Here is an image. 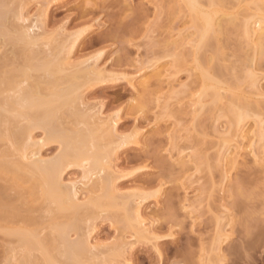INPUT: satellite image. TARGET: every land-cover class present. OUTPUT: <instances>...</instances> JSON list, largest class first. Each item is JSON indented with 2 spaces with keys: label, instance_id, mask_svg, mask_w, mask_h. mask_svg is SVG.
Returning a JSON list of instances; mask_svg holds the SVG:
<instances>
[{
  "label": "rangeland",
  "instance_id": "obj_1",
  "mask_svg": "<svg viewBox=\"0 0 264 264\" xmlns=\"http://www.w3.org/2000/svg\"><path fill=\"white\" fill-rule=\"evenodd\" d=\"M4 1H6V4L8 2V5L4 3L5 4L4 6L5 7L8 6V8L4 7L5 9L4 8L3 9L6 10L10 8L9 10H13L10 11V13L9 11H6L8 12L7 14L8 17L6 18L7 30H11L14 32L16 31L19 32L20 30L19 28H21L22 26H26L27 24H29L27 26H30V22L38 18L39 16L38 14H41L42 10L45 9L44 5H46L44 0H26V1L22 0L23 3L21 0H9V1L4 0ZM24 1L26 6L23 7L22 12L25 15V17L26 18L28 17L27 19H29V21H27L26 23L21 22L16 16L18 14V12L16 13V11L20 10L18 8H20L24 4ZM61 1L60 0L53 1L52 5L53 4L54 5L53 6L51 5V11H50L51 13L50 23L49 25L46 26V28L38 30V32L41 33L46 31L49 33L56 34L62 32L63 29L67 30L65 32L74 31L78 33L83 32L85 30L86 31L88 30V32L90 31L89 33L87 32L89 36L86 37V40L84 41L83 44V47H87V48L85 50L83 49L76 56H74L72 58V62L75 63L77 61H81L82 57L83 59H88L90 58V56L93 57V55L95 54L98 55L100 53H104L105 55L97 62L98 69L99 70L106 69L108 73L116 76L126 75L128 81L127 79H123L120 82L119 81L117 83L114 82L115 84L113 82H108L109 84L107 83L108 85L106 86V88L104 86L103 89L99 88L96 90L93 88L85 90L86 88L82 87L79 90H77L78 92H74L73 94L75 99L78 98V101L76 99L75 101L72 102V98L74 100V97H72L71 100H66V101H63V99L60 100L62 96L61 95L60 98H58L59 100L58 102H57V98H55L56 100L53 98L55 102L52 103V100L50 101L48 99L50 97H53V95L54 97H57L56 94L52 92L53 90H56L55 88L53 89V86L50 88V93L51 94L54 93V94L48 97L49 95L47 90H49V88H47L46 86V90H44L46 94L43 90H40L39 86L41 85L42 81L39 83V85H37L38 84L37 82H39L40 80H38L37 77H36L37 79L35 78L36 75H34L33 78L31 75V78H29L30 80L29 82H26L28 81V78L26 80L24 79L25 77L23 78L25 82L23 81V79L22 80L20 79L22 77L16 78V81L18 83L19 82L21 83L23 81L24 90L26 91V94L29 93L32 94V92H34V94L32 95L29 94L28 96H32V99L33 97L36 98L37 96L35 100L31 99L32 101H35V104L38 107L37 108L35 106L36 109L35 107H32L35 109V111L34 109L33 110L30 109L29 106H31V104L30 105L28 104L26 106L27 109L24 108L25 109L24 112L28 114L27 116H29V119H33L37 116L38 111L36 112V110L40 108V105H38L39 103L45 102L47 103L46 105H48V102L49 104L51 102L53 104L51 105L54 106L52 107V109L55 108V110H53L54 112L56 111L55 113L51 112L52 110H49L52 113V116L54 115L53 116L54 119L51 118L52 120H50V124L54 132L53 135L54 136L58 135V138L53 139L54 142L53 140H49V141H45L42 144L41 153L43 158L49 162L50 161L53 162V160H55L56 158L58 159L59 155H61V153H63L64 151L63 147H64V143L66 142L64 138L69 137V134L70 136L71 134L73 135L76 134L72 132V129L76 127L75 129L76 131H78L79 129L86 128L87 123H85V120L81 116L87 114L89 111L84 106L86 107L93 106L96 109L100 108L101 113L103 114L102 117L104 118H110L118 115L119 120L115 134L121 137H125V136L132 137L133 133L136 132L135 134H138L137 137H139L138 138L139 142L138 144H132V145L129 144L126 149L123 148L119 149L117 153L115 152L114 155L109 160L112 161V163L110 162L109 163L111 164L112 167H115L117 174L118 175L121 174V178H119L118 181L116 180L114 182V186L115 187L117 186L114 190L115 192L114 195L117 194L115 197L118 196L116 198V202L121 201L119 200L120 197L122 198L128 197L129 195L135 196L134 198L136 199L137 198H141L143 200L145 199L146 201L145 200L143 201L141 207L143 219H144L143 221L147 225L146 227H149L148 229L151 228L150 229V231L152 230L151 236L154 237L155 239L157 238L156 240L153 238L152 240H148V241L142 240L140 243L139 242L136 243L135 248L133 250L132 262L130 264H186V263L189 264L188 262L191 261H192L191 264L194 263L206 264L208 262V257H209L208 247H211L210 245H212L213 242L211 241L212 237L213 236L215 237L216 234L215 232L217 231L215 230L217 229V227L214 226H218V228L220 227L222 234H224V236L222 237L223 244L221 246L223 252L222 254L224 256L226 255V258L228 259V261H230V263L228 261H224V262L221 261L222 263H220L218 259H216L217 261L213 260V263L224 264L225 262H227L228 264H253V262L251 261L253 259L256 260V257L257 259L260 260V258L262 257V256L260 257V255L262 254L264 248L262 249V251H260L261 248L258 251L257 247L260 245L259 243L261 242H258V244H256V233L261 227H264L263 226L264 225L263 223L264 222V178H263L264 177V172H263L264 140L262 141V138H264V133H263L264 131V56H263L264 52H262L261 56L260 54L255 55L256 51L255 52L253 51L255 54L253 52L251 53L249 49L251 47L248 48L246 47V45H243L241 50H237L239 44H237L238 39L236 36H231L229 38L226 35H220L219 39L221 41V45H223V52H224L223 53L224 55L222 54L223 56H221L220 58L221 60L225 58L224 61L220 60V64L223 65V67L226 66L224 69L227 68L226 70H228L225 71L226 75L224 74L226 77L223 76L222 78V80L224 78L226 79V80L224 79L226 83H224V80L222 81V83L224 84V86H226V84L228 83L231 84L232 86L234 85L235 87L233 86V89L230 91H227L226 89L222 91L221 94L222 96L224 95L223 96L224 98L221 97L220 104L219 103L218 105L216 104L215 108L212 107L211 99L208 100L209 97L205 98L204 99V101L206 100L205 104L209 105L208 110L212 107V109L213 110L215 109V111L213 112V110L211 109L212 112L214 113L213 114L212 112H210L211 110L208 111L206 110L207 109L206 108L204 110V113H198L197 118L200 116L202 117L198 119L196 118L198 120L197 122L194 121L196 119L192 118L195 117V115H197L196 114L197 112L194 114V116H192L193 114L190 115L189 113L190 108L188 109L187 107L188 104L191 103L189 101H191L194 97L199 96V93L202 91V89H204L203 86L201 87V85L199 84L198 82L199 80L195 78L196 74L191 72L193 76L191 73L189 75V72L183 69L185 67H183L182 69L180 68L179 73L176 76V81H175L176 83L173 82L172 85H169L168 84L169 81L167 77L168 75H170V73H172V75L174 73V72H170L174 70L172 69L171 66L172 64L171 58L170 59L164 58L163 60L159 61L158 64L156 63V65L154 67L152 66L151 68L150 67L145 68L146 65L142 67L141 64V63L145 64V61H148L151 57L153 58V54L151 52L152 50L157 51L160 49L161 51L163 47L166 48L168 46L167 44H165L166 46L162 45L165 43V41L168 42V44L170 43L169 45L173 47L174 43L172 42H175L177 39H179L178 37L179 33H183L184 37H186V34L190 35L189 33L191 32L193 33L194 29L192 28L191 23H189L190 21L188 20L189 19L188 11L185 8L182 7L183 8L182 9L181 7L178 8L177 6H174L173 8L174 10L173 9L170 10L173 11V13L169 12L168 9L172 7V4L171 7L170 5L166 6V4L167 3L169 4L170 0L169 1L160 0L161 2L159 1L157 3L158 8L154 3L156 0H61ZM179 1L173 0L174 4H179ZM201 1H202L201 3L202 7L204 5L203 8L207 9L208 6L206 5V2L208 0H201ZM209 1L210 2L213 1L212 3L214 6L212 7V10L218 9L216 10L218 16H221L220 14H224V12L235 13L236 11L241 14H244V12H246L245 10H247L248 12V8L250 7L252 11L256 10V12H258L256 13V18H258L260 13L264 14V0H209ZM56 2H58L59 5L58 3L56 4ZM162 2L164 3L165 7L164 6L159 7V5L160 6L163 5ZM253 3L256 4L254 5ZM27 4L29 5L27 6ZM254 6L256 8H254ZM166 7L168 8L167 11H166ZM138 8H140V10H144L143 13L147 12L144 14L146 16V19L144 17L146 21L144 20L143 21L144 23L142 22L143 29L142 28L139 29L141 31L138 30L139 32L135 33L134 35L120 34L119 25L123 22V20H124L123 23H130V21L132 20L131 16L134 17L135 11H138ZM87 9L88 11L92 10L94 13L93 12L90 14L86 13L85 15H83L84 10ZM16 18L18 20H16ZM75 25L76 27H74ZM90 27H92L93 29ZM0 39H1L0 40L1 54L2 52L6 53L7 51L12 49L11 45L5 44V41L2 39L1 35H0ZM182 49H184L185 51V46H183V48L181 46L179 51H176V53H181ZM262 51H264V49ZM1 54L0 56L2 57L3 55ZM206 54L209 56V58H211L212 54L210 53V51H206ZM121 59H125V60L127 59L129 61L128 65L117 67V65L114 64L115 63L114 61L115 60L118 61ZM20 60L23 64L22 61L23 59ZM16 61L17 64H20L18 59ZM20 66L22 65L20 64ZM158 75H161V79H160L161 81L157 80L156 76ZM250 75H254L253 76L254 79L250 78L252 77ZM35 79L38 80L36 81V83H34ZM129 80H132V84L135 87L131 86ZM253 80L256 81H254L253 83ZM28 83H32V84L34 83V84L28 85ZM146 84L148 86L150 85V87H148V89L149 88L151 89V90L149 89V91H152L151 93L148 91L150 95L146 93L144 90V86ZM41 86H42L41 88H43V85ZM68 86L66 85L65 87H63V85H60L58 89L66 90V87ZM171 86L173 88H171ZM29 87L31 88L34 87V89L36 88L35 90H39V91L29 92L30 90ZM82 89L83 91H80ZM190 90L195 95L194 97L190 98L188 96L191 93ZM41 91H43L44 93L42 94ZM175 91L177 92L172 93ZM1 92H0V97H1L0 99L2 100L5 97V95H7L6 93L7 92L9 93V91L3 94L4 97L1 96ZM233 92L235 98L237 95H239L240 97L242 95L243 97L245 96V98H243V101L244 100L248 102L250 101V103H248V107L251 106V108L244 109V107L245 108L247 107L245 106L247 102L245 103L241 101L240 99L242 98L240 97H238L240 99L237 98L235 99L233 97ZM73 95L72 94L68 95V98ZM200 95H206V94L203 93L202 91ZM46 96L48 99L46 98ZM62 97H64L65 100L66 97L64 95ZM79 98L82 99L83 104H81L80 102L81 100H79ZM167 98L169 99V101ZM231 99L236 101L239 100L240 102H242V105H244V107L241 106L243 110L249 109V111H251L252 114L248 111L251 117L248 118L246 121L244 120V122L241 123L242 124L241 126L242 128L245 127L243 131L247 130L249 131V133L251 134L253 133V135L255 134L256 136L255 138V136H252L251 134L248 133L249 134L248 138L250 136L254 138L250 137V139H248L249 141L245 139L244 142L242 143V148L244 150L245 149L244 145L247 146L248 143L250 144V140L252 138L253 141H251V144L252 145L255 144L254 146L256 148V150L254 148L255 151L252 150V152L254 151L253 152L254 154L256 152V155H254L253 153H252L253 155L251 154L250 149H252L253 146L251 148L247 146L248 148L246 147L245 149L246 151H243L242 153L241 152L238 153L237 150V153L240 156H238L239 157L237 163L238 165L236 164L237 167L234 165V168L233 166L231 168V165L229 164L227 165V163L223 161V157L221 155L222 153H224L225 150H228L229 148L232 147L230 146V144L231 145L235 144L234 142H233L234 144L231 143L232 139H234L233 134L235 129H234V125L232 124V122L230 123V119H229L230 117L231 119H233L232 117L235 115L234 112L230 109L231 107L229 108L227 106ZM47 100L48 102H46ZM159 100H160L159 102L160 105L157 104ZM177 101L180 102L178 103ZM164 102H166V104ZM223 102L225 104H223ZM232 102L234 105L235 101ZM50 106H47V108H49ZM163 106L164 108L162 109L161 107ZM226 107L227 110H229V113L231 112L230 114H228V112L225 110ZM252 107L258 108V110L257 109L253 110ZM239 108L240 106L239 107L237 106L238 110ZM242 108H240L239 111H241ZM216 110L218 112H216ZM89 113L92 114V112ZM211 113L213 115H211ZM41 114L42 113H38V116ZM56 114L58 115L57 117ZM72 114L79 115L80 117L78 119V122H80L79 124L78 122H76V120H74L75 118L74 116H72ZM25 120L26 119H24V117H22V119L20 117L15 118L12 122L13 124L11 125V130L12 127L14 128L13 130H15L17 128L15 126L18 125V127H20L24 123L26 124L27 122H25ZM3 127H4V123H3ZM3 127L2 126L0 127L1 133ZM106 128L107 127L105 126V129ZM195 131L197 134L195 133ZM189 133L191 134L192 138L190 137ZM33 134L35 136L34 137L35 140L37 141H43L45 139L47 140L48 138L45 134V130L42 128L36 129ZM103 134L105 135V133H102L101 135L103 136ZM261 134H263L262 137ZM239 135H241V133H238V136ZM238 136L235 135V138L237 137L238 139ZM188 138H191L192 142ZM229 138L231 141L229 140ZM1 139L2 138H0V149H1L0 155L4 154L5 156V154L8 153V151L5 150L6 142L3 141V139L2 140ZM72 139L74 140V136ZM240 139L241 138L238 139V142H240L239 141ZM55 140L58 141L55 142ZM206 140L207 142H205ZM234 141H236V139H234ZM246 141L248 143H246ZM173 144L174 147L172 146ZM239 144H241V142ZM176 147L178 148L174 149ZM233 148L231 149L233 150ZM2 150L4 152L1 153ZM178 151H180V154L178 153ZM176 153L179 155H177ZM195 155L198 158H201L200 163H202V166H200L198 169L197 168L195 169V165H193L194 162L192 159H191L192 164L190 162L191 161L190 158H192V156L194 157L193 159L196 160L197 157ZM219 155L222 158L219 157ZM217 156L219 158H217ZM8 158L6 160L11 161L12 159V161L13 160L17 161L12 157L9 159ZM254 158H256V160ZM72 160L74 161V159ZM219 160L220 162L221 161L223 162L222 163L218 162L217 164V161ZM72 167L73 166L65 169V171L63 172L62 177L65 181L64 184L68 185L70 183H74V184L76 183L75 186L78 188L77 203H80L79 204L80 206H83L81 204L84 203V207H85V204L87 206V203L91 201V199H88V197H90L91 195L84 188V186H82V178H83L82 170L76 166H74L73 168ZM167 167L168 168L172 167V168L171 169L169 168L170 170H168ZM251 168L252 171L253 170L254 172L256 171L255 172L256 174L250 171ZM251 172H252L251 177H253L254 174L257 176V177L255 176L256 179L253 178L254 180H257L256 183L253 184L254 188L252 187L253 185L251 186L247 185L249 187H247L246 185H241L242 183L239 182L241 176L242 178L243 176L247 177L248 173ZM7 173L8 171L5 173L3 170L1 174L0 171V177H2L0 178V191H1L0 201H2L5 205L6 204L8 205V206L6 205L7 207L6 206L3 207H6L7 209L10 208L11 210L15 208L17 211L13 209L14 211L12 210L11 212L20 214V216L24 217V220L27 221L29 224L33 222L28 221V218L33 219V221L37 223L35 224L34 222L35 226L33 224H31V226L30 225L27 226L28 223L25 222L23 218L21 220H23L25 223L24 222L21 223L20 220H15L14 222H10V223L8 222L5 223V221H0V264H5L4 263V261H6L4 255L5 250L9 249L10 247L11 248L14 247V245L16 244L15 238L7 236L8 235L7 232H4L5 228H7L6 229L7 231V230H11V228L13 229L16 228L19 230V228H21L22 226L25 227L26 229L27 227H29L28 230L29 229L36 230L38 234L41 233L39 235L40 237L44 236L46 238L47 236L49 237L52 236L51 234L53 231L51 227L52 225L62 224L63 221L64 223L67 222V218L59 219L57 222L56 220H54L55 218L56 219L59 218L58 217L59 215L62 216V214H59L57 212L59 214L58 215L55 211L57 209H55V206L52 205L49 201L43 202L42 198L39 199L40 193H37V191H35V194L34 193L30 194L31 187L33 185L32 182H25L19 178L15 180L14 178H16V176L14 177V174L11 175L9 172L10 175H6ZM237 183L238 184L241 183V184L238 185ZM160 186L162 188V191L159 194L158 193L154 194V191ZM234 187L235 189L237 188L236 189L237 192L242 191L244 193H235L236 195H233L235 191ZM244 188L245 189L247 188L249 191L247 189L244 190ZM223 189L225 190V192ZM252 191L256 193V196L255 194H253ZM250 192L252 193L248 194ZM98 194L100 195V193L98 192L93 196L94 197L95 195L98 196ZM243 194H245L244 197L242 196ZM106 198L107 197L99 198L100 199L99 204H101L103 201L104 204V205L102 204L103 207L104 206L106 207L105 204L109 205V202L114 203L113 200ZM99 199L95 198V201L99 202ZM237 200L243 202V203L241 202V205L243 204L242 206L244 209L239 210L238 208L239 211L236 210L235 203H240ZM247 201L249 202V204ZM8 202L10 203L8 204ZM244 204L246 206H244ZM36 206L41 208L39 209ZM91 207L93 208V206ZM103 207L100 208V210L101 209L104 210ZM107 207L105 208L106 210H110L111 208L109 212H111L112 210L113 211L115 210L116 212L118 208L120 209L119 206L118 207L116 206V208L109 207V209ZM85 209L83 210L84 212L88 210V207L87 210ZM80 211L81 214L84 213L82 212V210ZM120 211L123 212L122 210ZM70 212L68 214H70ZM119 212H118L119 215L115 213L117 215L112 214V217L118 216L117 218H119V220L121 218V220L123 221V218L125 217H122L123 215L121 214L123 213L121 212L119 213ZM55 214H57V217H55ZM72 215L69 217L74 218ZM103 216H104L103 218L101 217L95 220L96 222L94 226V231L90 233L89 237L84 234V231H82L83 235L81 236L75 235L74 232L70 234V241H75V242L80 240L85 241L86 237H88L87 242L89 243L88 246L90 247L87 246V249L85 248L86 250L84 249L85 251L83 250L81 252L82 264H88V263L90 264L92 262H95V260L98 262L100 258L107 257L109 252L110 253L114 252V250L118 252L120 247L117 248V246H122L123 242L125 243L126 241V243H128L130 241H133L132 238L133 231H131L130 229H125L124 227L125 225L122 224V221L120 222L116 218H110V215L104 214ZM173 216L174 218L176 216V220L173 218ZM42 217L43 218L45 217L44 218L45 220ZM251 217L252 219H250ZM169 218L170 219L173 218L175 221L173 219H171L170 221ZM84 220L85 219L83 218L82 221L84 222ZM83 222L81 224L85 225L86 222L84 223ZM171 232L173 235H170ZM49 237H47L48 239L46 238L47 240H49V243H54L53 242L54 239H52L53 237H51V240ZM260 239H262V237ZM154 241H156V243ZM49 243L46 244L48 245ZM152 243L156 245H153ZM250 244L257 247L256 248L255 247L253 248V246L252 247L250 246L249 248L246 247ZM51 245L53 246V244ZM263 245L264 242L262 245H260V247H262ZM55 246L57 247V245L53 246L54 249H52V247L49 246L48 248L51 249L52 254L51 253L50 254L52 255V257H54L59 262L61 256L58 254L59 250H55L57 249L55 248ZM243 246L245 247L243 248ZM54 250L55 252H53ZM246 251H248V253ZM105 252L106 254H104ZM39 253H40L39 251L38 253L37 251L36 253H34L33 257L35 255L37 256L36 258L34 257L35 259H32L35 260L33 261V263L37 261L36 262L37 264H45L44 262L45 260L43 259L44 254L43 253L39 254ZM248 254L250 256H253V259L249 260ZM85 255L87 258L85 257ZM126 255H128V253ZM95 256H97V259ZM187 257H190L191 261H189V258ZM84 259L85 261H83ZM205 259L207 260L205 261ZM247 259L250 262L247 261ZM64 260L61 259V262H63ZM200 261L201 263H199ZM68 262L69 264H75L74 261L69 259L65 261V264H68ZM209 263L210 262H208L207 264Z\"/></svg>",
  "mask_w": 264,
  "mask_h": 264
},
{
  "label": "bare ground",
  "instance_id": "obj_2",
  "mask_svg": "<svg viewBox=\"0 0 264 264\" xmlns=\"http://www.w3.org/2000/svg\"><path fill=\"white\" fill-rule=\"evenodd\" d=\"M7 1H9V0H7ZM25 1H24V4L20 8H18L20 10L16 11V13L18 12V14L16 15L17 18L23 23L24 22L26 23L27 21H29V19H27L28 17L26 18L22 12L23 7L26 6ZM44 1L46 3V5H44L45 9L42 10L41 14H38L39 15L38 18L36 20L31 19L32 21L30 22V26H27L29 24H27L26 26H22L21 28H19L20 29L19 32L7 30L6 18L8 17V15H7L8 12H6V11H9V13H10V11H13V10H9L10 8L4 10L5 8H8V6H6V7L4 6L6 4V1H4V0L0 1V35L2 36V39L5 41V44L12 46V49L9 51L6 50L7 51L6 53H3V52H2V54L0 53L1 55H3L2 57L0 56V92L3 91V92H1V96H3L4 93L9 91V93L8 92L6 93L7 95H5V97L3 96L4 98L2 97L3 98L2 100L0 99V125L3 127V123H4V127L2 128L3 129L2 133L0 130V138H2L3 141L6 142L5 143V150L8 151V153H6L7 155L6 154H5V156H4V154L0 155V171H1V174H2L3 170L5 173L8 171V173L6 175L14 174V177L16 176V178L13 177L15 180L19 178L25 182H32L33 185L31 187L30 194H32V193L35 194V191H37V193H40L39 194L40 197L38 195L39 199L42 198L43 202L49 201L52 205L55 206V209H57V210H55L56 213L58 212L59 214H62V216H61L57 213L59 215L58 216L59 218H57V219L55 218L54 220H56V222H57L59 219H66L67 218V222L65 221L66 223H64L63 220H60V221H63L62 224L53 223L55 225L51 226L52 230H53L51 233L52 236H50V237L47 236V237H49L50 240H51V237H53L52 239H54L53 240L54 243H49V240H47L48 239L47 237H46L47 239L44 236H43L44 238L42 236H41L42 237L41 238L39 236L41 233L38 234V232L36 230H31V229L28 230L29 227H27V229H26L25 227L22 226L23 228L21 227V228H19V230L16 228H14V229L11 228V230H7V231H6L7 228H5V230L2 228L4 230V232H7V234H8L7 236L14 237L15 241H16V244L14 245V247H12V248L10 247L9 249L5 250L4 255H5L6 261H4V263L5 264H35L37 261L35 263H33V261H35V260H32V259H35L37 255L34 256L35 258L33 257V255H34V253H36V251H37V253L39 251L40 253L44 254L43 259L45 261L44 260L43 261L45 262V264H65V261H67V259L74 261L75 264H82L81 263V261H82L81 260V252L85 248L87 249V246L89 244L87 242V239H88L90 233L92 231H94V226H95V222H96L95 220H97L98 218H101V217L103 218L104 214L110 215V218H116L119 220V218H117L118 216L112 217V214H115V213L118 214V212L120 210H122L123 212L120 211L121 213H123L121 215H123L122 217H125V218H123V221L120 218L119 221L120 222L122 221V224L125 225L124 226L125 229H130L131 231H133V235H132L133 241H130V242L127 241L128 243H126V241H125V243L123 242L122 246H117V248L120 247V249H121V250L119 249L120 251L118 250V252H116L114 250V252H111V253L109 252L107 257H105V258L102 257L99 259L98 262L95 260V262H92L90 264H130L132 262L133 250L135 248L136 243H138V242L140 243L142 240H146V241L152 240L154 237L151 236V232H152V230L150 231L151 228L148 229L149 227H146L147 225L143 221L144 219H143L141 207H142V203L145 199L144 200L141 198L136 199V198H134L135 196H133V195H129L128 197H123L126 199H123L122 197L119 196L120 197L119 200H121V201L118 200L119 202H116V198L118 196L115 197L117 194L114 195V193H115L114 190L117 187V186L116 187L114 186V182L116 180L118 181V179L121 178V174H119V175L117 174L115 167H112L110 164V163H112V161H109V160L111 159V157L114 155L115 152L117 153V151L119 149H122V148L126 149L129 144H131V145L132 144H138V142H139L138 141L139 137H137L138 134H135L136 133L135 132V133H133L132 137H130V136L121 137V136L115 134V132L117 130V126H118V120H119L118 115L110 117V118H104V117H102L103 114L101 113L100 108L96 109L95 107H93V106L90 107L88 105L89 107H86V106H84V107L87 108V110L89 112H92V114H90L88 112L89 114L87 113V114L82 115V116L80 115L85 120V123H87L86 128L79 129V130L77 129L78 131H76V129H75L76 127H75L74 129H72V132L76 133L75 135L71 134L72 137L70 136V134H69V137L65 136L68 139L64 138L66 141L64 143V147H63L64 151H63V153H61V155H59V158L58 159L56 158L57 160L52 159L53 162L52 161L49 162L43 158L42 153H41L42 144L45 141H49V140H53V139L58 138V135H56L57 137L53 135L54 132H53V130L51 128V124H50V120L54 119L53 118L54 115L52 116L51 112H54L53 110H55V108L52 109V107H54V106H52L53 105L52 103L55 102V100H56L55 98H57V102H58L59 101L58 98H60L61 95L62 96L64 95L66 97L65 100H64V97H62V96H61L60 100H62V99H63V101L71 100V98L74 97V95H73L74 92H78L77 90H79L82 87H85L86 88L85 90H88L91 88H93L95 90L99 89V88L103 89L104 86L106 88V86L109 84L108 82H113V83L116 82L117 83L118 81L120 82L123 79H127V81H128V78L126 75H123V76L117 75L116 76V75L108 73L106 69H100V70L98 69L97 62L105 55L104 53H100L98 55L95 54L97 56L93 55V57L90 56V58H88V59H83V57H82L81 61H77L75 63L72 62V58L74 56H76L83 49L85 50L87 48V47H83V44H84V41L86 40V37L89 36L88 33L90 31L88 32V30L87 31L85 30L83 32L78 33V32H74V31L73 32H71V31L65 32L67 30L63 29L62 32L56 33V34L55 33L54 34L49 33L46 31L41 32V33L38 32V30L46 28V26L49 25L50 18H51L50 11H51V5H52L54 0H44ZM159 1L160 0H156L154 2L156 7L158 6L157 3ZM161 1H163V0H161ZM200 1L201 0H180L179 4H174L173 0H170L169 4L167 3L166 6L170 5V7H171V4H172V7L169 9L166 7V11L168 9L169 12L173 13V11H170V10L173 9L174 6H177L178 8H180V7L185 8L188 11V16H189L188 17L189 19L188 18L187 19L190 21L189 23H191L192 28L194 29L193 33L192 32H191L192 34L189 33L190 35L186 34V37L183 36V33H179V35H178L179 39H177L176 41L174 40L175 42H172V43H174L173 44L174 48L171 45H169L170 43L168 44V42L165 41V43L162 45L167 44L169 47L167 46L166 48H164L163 46H161V47H163V49L161 51H160V49L159 50L156 49L157 51H155V50L151 51L150 50L153 54V58L151 57L152 55L150 54L151 58L149 57L150 59L148 58L149 60L147 59L148 61H145V64H143L139 61L142 64V67L146 65L145 68H147V67L151 68L152 66L154 67L156 65V63L158 64L159 61L163 60L164 58L165 59L171 58L172 59L171 60V63H172L171 66H172V69H174V70L170 71V72H174V73H173V75H172V73H170V75H168V77H167V79L169 81V83H168L169 85H172V83L176 81V76L179 73L180 68L182 69L183 67H185L183 69L187 70L189 72V75L191 72L196 74L195 78L199 80L198 82L201 85V87L203 86L204 89H202V91L206 95H200V93L202 92L201 91L199 93V96L194 97L195 95L190 90L191 93L188 96L190 98L191 97H194V98L191 101H189L191 103H189L187 107H188V109L190 108V111H189L190 115L193 114L192 116H194V114L197 112L196 113L197 115H195V117L191 116L194 119L197 118L198 113H204V110L206 108H207L206 110H208L209 105L205 104V101H206V100L204 101L205 98L209 97L208 100L211 99L212 107L215 108L216 104L217 105H218V103L220 104L221 97L224 98L223 97L224 95L222 96V94H221L222 91L225 89L227 91H230L233 89V86H234V85L232 86L231 84H228V83L226 84V86H224V84L222 83V81L225 79L224 78L222 80L223 76L226 75L225 71H228V70H226L227 68L224 69L226 66L223 67V65L220 64V60H221L220 57L224 55L223 54L224 53L223 52V45H221V41L219 39L220 35H226L229 38L231 36H236L238 39L237 44H239L237 47L238 48L237 50H241L243 45H246V47H248V48L251 47V48H249L251 53L253 51L254 52L256 51V54L253 52L255 55L260 54V56H261L262 52H264V51H262L264 49V14L263 13L259 12L260 14H259L258 18H256V13H258V12H256V10L252 11L250 9L251 8L250 7V8H248V12H247V10H245L246 12H244V14H241V13L236 11L235 12L236 14L233 12H227V13L224 12V14H220L221 16H218L217 11H216L218 9L212 10V7L214 6L212 3L213 1L210 2L208 0L209 2L208 1L206 2V5L208 6L207 9L210 8L211 10L210 9L207 10L206 8H203L204 5L202 7V4H201L202 1L201 2ZM1 2H2V4H1ZM254 2H256V1H254ZM22 3H23V1H22ZM57 3L58 2H56V4ZM253 4L255 5L256 3H253ZM6 5H8V2ZM28 5L29 4H27V6ZM58 5H59V3H58ZM89 6H90V4H89ZM163 6L165 7L164 3L162 6L159 5V7H163ZM54 7H56V6H54ZM254 8H256V7L254 6ZM139 10H140V8H138V11H135L134 17L131 16L132 20L130 21V23H123L124 20L122 23L119 22V23H121L119 25L120 26V31H119L120 34H124V35L133 34L134 35L135 33L141 31L139 29L142 28V24L144 23L143 21L146 19V16L144 14L147 12L143 13L144 10H140V11ZM92 12H93L92 10L88 11V9H87V10H84L83 15H85L86 13L90 14ZM144 17H145V19H144ZM13 18H14V16H13ZM17 18H16V20H18ZM8 20H10V19H8ZM31 23H32V25H31ZM20 24H17V25H20ZM22 25H24V24H22ZM74 27H76V25ZM90 28H92V27H90ZM118 28H117V30H118ZM117 34H119V33H117ZM181 46H182V48H183V46H185V51H184V49H182L181 53H176V51H179ZM7 47H9V46H7ZM170 47H172L174 50ZM206 51H210V53L212 54L211 58H209V56L206 54ZM124 55H126V54H124ZM127 55H128V53H127ZM252 56H253V54H252ZM17 59H18V61L20 59H23L22 60L23 64H22L21 60L19 61L22 66H20V64H17V61H16ZM224 59H222L221 61H224ZM114 62H115L114 64H116L117 67H122V66L128 65L129 61L127 59L126 60L121 59L118 61L115 60ZM114 64H113V67H114ZM133 65H134V63H133ZM31 75H32V78L34 75H36L35 78L37 77L38 80H40L39 82H37L38 83L37 85H39V83L42 81L41 85H43V88H41L42 87L41 85L39 86L40 88L38 87L40 90H43V91L46 90V86H47V88H49V90H47L48 95H49L48 97L52 96L54 93L57 96V97H54V95H53V97H50L49 99L46 96V98L48 100H50V101L52 100V103L50 102V104H49L48 100L46 101V102H48V105H46L47 103H45V102L39 103L38 105H40V108L38 110H36V112L38 111V113H42V114L38 116V113H37V116L35 115L36 116L35 118L32 117L33 119H29V116H27L28 114H26L24 112L25 109H27L26 106L28 104L29 105L31 104V106H29V107L32 110L34 109L32 107L36 106L35 101H32V100H35L37 98V96H36V98L33 97V99H32V96H28L30 93L26 94V91L24 90L23 81H24V79L27 80V78H28V81H26V82H29L30 81L29 78H31ZM192 76H193V74H192ZM250 76H252L250 78H253L254 75H250ZM20 77H22V78H20ZM16 78H20L21 80L23 78L24 79L21 83L20 82L18 83L16 81ZM156 78L158 81H161L160 80L161 75L156 76ZM36 79L34 80V83H36V81H38ZM225 80H224V83H226ZM254 81H256V80H253V83H254ZM31 82H33V81H31ZM129 83L131 84L132 87H135L132 84V80H129ZM29 84L33 85L32 83H28V85ZM44 84H45V86H44ZM60 85H63V87H65L66 85L67 86L69 85V86L66 87V90L65 89L62 90V89H58ZM146 85L145 86L143 85L144 90L146 93L149 94V92L151 93L152 91H149L150 88L148 89V87H150V85L149 86L148 85L146 86ZM34 86H36V85H34ZM52 86H53V89L55 88L56 90L52 89L53 90L52 92H54V93L51 94L50 88ZM158 86H160V85H158ZM26 87H28V86H26ZM44 87H45V89H44ZM29 88H30L29 92L30 91H35V92L39 91V90H35L36 88L34 89V87L33 88L29 87ZM171 88H173V87L171 86ZM85 90H84V92H85ZM43 91H41L42 94L45 92V91L44 92ZM80 91H83V89ZM159 92H160V90H159ZM176 92L177 91L172 92V93H176ZM32 94H34V92H32ZM32 94H30V95H32ZM45 94H46V92H45ZM70 94H72L73 96H70L68 98V95H70ZM58 95H59V97H58ZM80 96H81V94H80ZM233 97H234V92H233ZM238 97H240V96L237 95L236 96L237 99L242 98V99H240L241 101H243V98H245V96L243 97V95L240 98H238ZM53 98L55 100H53ZM234 98H232V99H234ZM41 99H42V97H41ZM76 99L78 101V98H76ZM76 99H75V97H74V100L72 98V102L75 101ZM171 99H172V97H171ZM246 99H248V98H246ZM79 100H81L80 102H81V104H83L82 99L79 98ZM231 100L227 106L229 108L231 107L230 109L234 112L235 116L232 117L233 119H231V117L230 118L228 117V118L230 119V123L232 122V124L234 125L235 130H234L233 137H234V139H236V141H234V139H232L231 143L234 142L235 144L234 143H233L234 145L230 144V146H232L231 148H233V146H234L233 150L231 148H229L228 150H225L226 152L224 151V153H222L221 155L223 157V161H225L227 163V165L228 164L231 165V168H232V166L234 168V165L236 167L238 165L237 164L238 159H239L238 156H240L238 153H240V152L242 153L243 151H246L245 149L247 146L249 148H251L253 146V148L250 149L251 154H252L256 150V148L254 146L255 144L254 145L251 144V141H253L252 138H254L252 136H255V134L253 135V133L251 134L247 130L243 131V129L245 127L242 128V126H241L242 125L241 123H243L244 120L246 121L248 118L251 117L250 116L251 111H249V109L243 110L242 107H244V105H242V102H240L239 100L238 101L232 100V101H235L234 103L236 105L235 104L233 105V102ZM168 101H169V99H168ZM159 102H160V100L158 101L157 104L160 105ZM237 102H240L241 104L237 103ZM243 102H245V103L247 102L245 104V106H247V107L246 108L244 107V109L251 108V106L248 107V103H250V101L248 102V101L244 100ZM251 102H252V99H251ZM32 103H34L35 105ZM164 103L166 104V102H164ZM213 103H214V106H213ZM223 104H225V103L223 102ZM54 105H55V103H54ZM232 105H233V107H232ZM47 106H50V107L47 108ZM237 106L238 107L240 106V108H242L241 111H239L240 108H239V110L237 109ZM36 107H35V109H36ZM212 107L209 110H211ZM20 108L22 109V111ZM161 108L163 109L164 106ZM19 109L21 112L19 111ZM35 109H34V111H35ZM254 109L258 110V108H253V110ZM49 110H52V111L50 112ZM212 110L210 112H212ZM225 110L228 112V114L231 113V112L229 113V110H227V107ZM164 111H165V109H164ZM214 111H215V109L213 110V112ZM226 111H225V113H226ZM210 112H207V113H210ZM216 112H218V111L216 110ZM219 112H220V110H219ZM212 113H211V115L214 114V113L213 114ZM57 116L58 115L56 114V117ZM72 116H74V118H75L74 120H76V122H78V119L80 118L79 115H75V114L73 115L72 114ZM18 117H20L21 119H22V117H24V119L27 120V121L25 120V122H27V123L26 124L24 123L25 124V125L23 124L24 126L23 125H21L20 127H18V125L15 126V127H17L15 130H13L14 128L12 127V130H11V125L13 124L12 123L13 120L15 118H18ZM201 117L202 116H200L198 118H201ZM197 119L194 121L198 122ZM199 121H201V120H199ZM5 123H6V125H5ZM79 123L80 122H78V124ZM79 126H78V128H79ZM105 126L107 127L106 129H105ZM4 128H5V130H4ZM41 128L45 130V134L48 138H47V140L45 139L43 141H37V140H35V138H34L35 136L33 133L36 129H41ZM73 130H75V131H73ZM65 131H67V130H65ZM230 132H231V130H230ZM102 133H105V135L103 134L104 137L101 135ZM195 133H196V131H195ZM238 133H241V135L238 136ZM248 133L252 135V136H250L252 138L250 140V144L246 141V143H248V145L247 146L244 145L245 149L243 150L242 143L244 142L245 139H247V140L250 139V137L248 138V136H249ZM263 133H264V131H263ZM131 135H132V133H131ZM235 135L238 136V139L241 138L239 140L241 142V144H239L240 142H238L237 137L235 138ZM262 135L263 134H261V137H262ZM73 136H74V140L72 139ZM190 137H191V134H190ZM191 138H188V139L191 140V142H192ZM255 138H256V136H255ZM69 139H72V140H69ZM229 140H230V138H229ZM263 140H264V138H262V141ZM56 141H58V140H55V142ZM53 142H54V140H53ZM205 142H207V140ZM172 146L174 147V144ZM177 148L178 147H176L174 149H177ZM254 148H255V150H254ZM237 150H238V153H237ZM252 150H254V151L252 152ZM2 152H4V151L2 150L1 153ZM178 153L180 154V151H178ZM179 154H177V155H179ZM254 155H256V152ZM10 156L12 158L16 159L17 161H15V160L12 161V159H11V161L6 160L8 157L11 158ZM219 157H221V156L219 155ZM219 157L217 156V158H219ZM253 157H256V156H253ZM193 158L194 157L192 156V158H190V160L191 159L193 160V162H194L193 165H195V169L196 168L198 169L200 166H202V163H200L201 158L197 157L196 158L197 162ZM72 159H74V161ZM254 159L256 160V158H254ZM192 160L190 161L191 164H192ZM223 161L220 162V160H219V161H217V164H218V162L222 163ZM220 163H219V166H220ZM193 165H192V167H193ZM71 166H73V167L76 166V167L80 168L83 172L82 186H84V188L91 195L90 197H88V199H91V201L89 200L90 202L87 203V206L85 204L86 209L84 207V203L81 204L83 206H80L79 205L80 203H77L78 202L77 201L78 188L75 186L76 183L75 184L70 183L68 185L64 184L65 181L62 177L63 172L65 171V169L70 168ZM236 167H235V169H236ZM169 168H168V170H170L172 167L170 169ZM260 170H262V169H260ZM250 171H252V168L250 169ZM9 172H10V174H9ZM164 172H165V170H164ZM252 172H254V170ZM252 172L248 173L247 177L243 176V178H242V176H241L242 179L239 177L241 180V181L239 180V182L242 183V184L241 183H239V184L246 185V186L247 185L251 186V185L255 184L257 180H254L253 178H255V176H256L255 175L256 171L254 172L255 174L253 173L254 174L253 177H251ZM263 172H264V169H263ZM263 172H261V173H263ZM185 175H187V174H185ZM261 175H263V174H261ZM0 178H2V177H0ZM249 186H247V187H249ZM252 187L254 188V185ZM236 189L234 187L235 191H234L233 195H236L235 193H244L242 191L240 192L239 190H238L239 192H237ZM246 189L244 188V190H246ZM161 191H162V188L160 186L154 191V194H157V193L159 194ZM15 192H18V191H15ZM98 192L100 193V195L98 194V196L95 195V197H94L93 195L97 194ZM224 192H225V190H224ZM252 192H250L248 194H251ZM246 194H247V192H246ZM253 194H255V196H256V193L253 192ZM244 195L245 194H243L242 196L244 197ZM240 196H241V194H240ZM93 197H94V200H93ZM104 197H107L110 200L114 201V203L109 202V205L105 204L106 207L108 206L107 208L109 209V207L116 208V206L117 207L119 206L120 209L119 208L117 209L118 212H117V210H116V212H115V210L114 211L112 210L111 212H109L111 210V208H110V210H106L105 209L106 207L105 206H104L105 208L103 207V205H104L103 201L101 204H99L100 203L99 198H104ZM7 198H9V197H7ZM95 198L99 199V202L95 201ZM13 201H14V198H13ZM237 201L240 203H235L236 210H238V208H239V210L244 209L242 206L243 204L241 205L242 201H239V200H237ZM1 202L2 201H0V209H1L0 221H5V223L14 222L15 220H20L21 223H23L25 221L24 217L20 216V214L11 212L15 208H13L12 210L10 208L7 209L6 207L8 205L6 204L7 205L6 206L3 202H2V204H4V205H2ZM9 203L10 202H8V204ZM248 204H249V202H248ZM90 205L93 206V208ZM3 206H6V207H3ZM244 206H246V205L244 204ZM36 207H38V206H36ZM83 207L85 210H87V207H88V210L86 212H84ZM102 207L104 210H102V209L100 210V208H102ZM9 209H10V211H9ZM80 210H82V212H84V213L81 214ZM15 211H17V210L15 209ZM30 211H32V210H30ZM69 212H70V214H68ZM57 214H55V217H57ZM117 214H115V215H117ZM71 215L74 218H72V217L70 218L69 216H71ZM88 216H90V217H88ZM22 218L24 221L21 220ZM83 218L85 219L84 222H86L85 225L81 224L83 222L82 221ZM173 218H174V216H173ZM173 218H171V219H173ZM171 219H170V221H171ZM174 219L176 220V216ZM250 219H252V217ZM231 220H232V218H231ZM28 221H31L33 223L29 224L27 221H25L28 223L27 226H29V225L31 226V224L34 225L35 221H33V219L28 218ZM36 223L37 222H35V224ZM213 225H215V224H213ZM204 226H205V224H204ZM254 226H256V225H254ZM51 227H50V229H51ZM214 227H217V229L214 228L215 230H217L215 232L216 233L215 237L214 236H213L214 238L212 237L211 241H213V242H212V245H210L211 247L207 246L208 251H209L208 252L209 253L208 262H210L211 264L213 263V260H216V259H218V261H220V263H222L224 261H228V259L226 258V255L224 256L222 254L223 252H222V248H221V246L223 244V241H222L223 238L222 237L224 236V234H222L220 227L219 228H218V226H214ZM239 227H240V225H239ZM8 229H10V228H8ZM8 231H9V233H8ZM82 231H84V234L88 236V237H86L85 241L84 240L83 241L80 240V241H76V242L70 241V234L71 233L74 232L75 235L81 236V235H83ZM243 233H244V231H243ZM170 235H173L172 232ZM261 237H262V239H260ZM154 242L156 243V241H154ZM258 242H261L262 244L264 242V227H261L256 233V244H258ZM10 243H12V242H10ZM46 243H49L50 245L53 244V246L57 245V247L55 246V248H57L55 250H59L58 254L61 256V258L59 256V258H60L59 262L60 263L54 257H52L51 249L48 248V246L52 247V249H54V247L52 245L50 246L49 244L47 245ZM261 243H259V244L262 245ZM153 245H156V244H153ZM260 245L258 247L256 246L258 248V251L260 248H261L260 251H262V249L264 248V245L262 247H260ZM250 246L251 247L253 246V248L255 247L252 244H250L246 247L249 248ZM88 247H90V246H88ZM244 247L245 246H243V248ZM55 250L53 252H55ZM105 250H107V249H105ZM204 250H205V248H204ZM246 252L248 253V251H246ZM127 253H128V255H126ZM104 254H106V252ZM262 254L260 255V257L262 256L260 258V260L257 259V257H256V260L253 259V256H250L249 254H248L249 255L248 259L249 260L253 259L251 261V262H253V264L254 263L264 264V250H263ZM186 255H188V254H186ZM97 256H99V255H97ZM97 256H95L96 259H97ZM85 257H86V255H85ZM187 258H189V261H191L190 257H187ZM61 259L62 260L66 259V260L61 262ZM248 259H247V261H249ZM93 260H94V258H93ZM206 260L207 259H205V261ZM83 261H85V259ZM254 261H256V262H254ZM191 262H188V263L191 264ZM228 262L230 263V261H228ZM199 263H201V261ZM225 263H227V262H225ZM68 264H69V262H68ZM194 264H196V263H194ZM213 264H215V263H213Z\"/></svg>",
  "mask_w": 264,
  "mask_h": 264
}]
</instances>
